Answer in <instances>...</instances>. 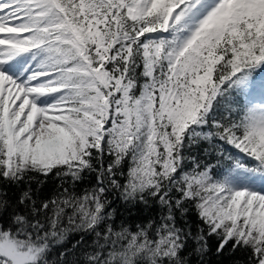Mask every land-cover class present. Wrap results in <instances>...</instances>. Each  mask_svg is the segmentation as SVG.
Segmentation results:
<instances>
[{
    "label": "snow or ice",
    "instance_id": "snow-or-ice-1",
    "mask_svg": "<svg viewBox=\"0 0 264 264\" xmlns=\"http://www.w3.org/2000/svg\"><path fill=\"white\" fill-rule=\"evenodd\" d=\"M261 72L264 0H0V264H264Z\"/></svg>",
    "mask_w": 264,
    "mask_h": 264
},
{
    "label": "trees",
    "instance_id": "trees-1",
    "mask_svg": "<svg viewBox=\"0 0 264 264\" xmlns=\"http://www.w3.org/2000/svg\"><path fill=\"white\" fill-rule=\"evenodd\" d=\"M33 175L35 179L32 182L31 187L33 188L36 194V198L38 199L50 198L56 192L57 186L59 184V180L54 175L51 174L47 178L36 174ZM89 181L94 182V178L88 177L83 184L79 185V188L90 186ZM38 182H42V183H38ZM0 186L7 188V190L10 193L15 194L13 196V200H15L16 196L19 195L20 189L26 187V185H21L20 188H17L15 185H9L2 178H0ZM113 207H116L118 212L123 213L124 216H127L129 222H138L146 218L143 206H138L135 209H127L122 202L117 201L116 203L113 204ZM77 239H79V235L73 234L69 237L70 242H75V240ZM86 239L89 242L91 241V237H86ZM208 244L210 251L205 257L207 264H247V258L248 255L250 254L248 251L240 248H238L236 251H233L232 245L231 243H229L225 247L223 253L217 255L215 249L219 244L218 238L215 236L209 237ZM50 258H54V257H50Z\"/></svg>",
    "mask_w": 264,
    "mask_h": 264
},
{
    "label": "rangeland",
    "instance_id": "rangeland-1",
    "mask_svg": "<svg viewBox=\"0 0 264 264\" xmlns=\"http://www.w3.org/2000/svg\"><path fill=\"white\" fill-rule=\"evenodd\" d=\"M257 81H260V80H264V72H261L258 76H257ZM257 94H258V88H257Z\"/></svg>",
    "mask_w": 264,
    "mask_h": 264
}]
</instances>
